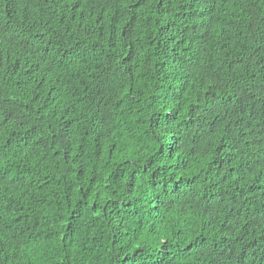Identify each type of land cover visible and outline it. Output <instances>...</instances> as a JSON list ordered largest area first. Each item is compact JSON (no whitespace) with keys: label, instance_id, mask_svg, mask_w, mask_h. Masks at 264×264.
<instances>
[{"label":"trees","instance_id":"16d2710c","mask_svg":"<svg viewBox=\"0 0 264 264\" xmlns=\"http://www.w3.org/2000/svg\"><path fill=\"white\" fill-rule=\"evenodd\" d=\"M0 264H264V0H0Z\"/></svg>","mask_w":264,"mask_h":264}]
</instances>
